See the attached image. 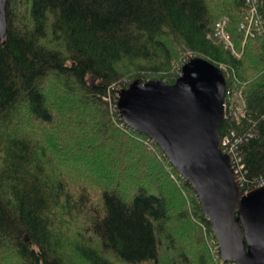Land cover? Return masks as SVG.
I'll list each match as a JSON object with an SVG mask.
<instances>
[{
  "label": "trees",
  "instance_id": "1",
  "mask_svg": "<svg viewBox=\"0 0 264 264\" xmlns=\"http://www.w3.org/2000/svg\"><path fill=\"white\" fill-rule=\"evenodd\" d=\"M250 2L264 0H7L0 36V264H236L224 261L192 184L161 146L121 118L132 81L174 84L209 60L247 117L221 136L249 183L264 175V35L240 58ZM250 185L242 187L243 192ZM72 239L73 244H65Z\"/></svg>",
  "mask_w": 264,
  "mask_h": 264
},
{
  "label": "water",
  "instance_id": "2",
  "mask_svg": "<svg viewBox=\"0 0 264 264\" xmlns=\"http://www.w3.org/2000/svg\"><path fill=\"white\" fill-rule=\"evenodd\" d=\"M6 7L7 0H0V36L8 29ZM226 87L219 67L194 57L174 84L132 81L120 91L118 107L124 122L153 138L196 189L220 257L264 264V186L244 193L222 148Z\"/></svg>",
  "mask_w": 264,
  "mask_h": 264
},
{
  "label": "built area",
  "instance_id": "3",
  "mask_svg": "<svg viewBox=\"0 0 264 264\" xmlns=\"http://www.w3.org/2000/svg\"><path fill=\"white\" fill-rule=\"evenodd\" d=\"M250 4L248 16L240 26V31L244 36L241 51L237 49L234 41L227 31L229 23L227 16H224L218 21L214 33L208 34V38L213 39L216 37L218 42L223 43L225 47L230 49L232 54L238 58L242 56L244 52L243 49L249 39L264 35V17H262L260 9L256 3L250 2ZM225 97L226 118L230 116L236 121L241 122V120L247 117V110L245 109V102L241 91L236 89H226ZM242 139L243 137L237 136L235 132H232L231 135L227 134L222 137V148L232 159L241 188L243 186L250 185L249 188L244 191V193H248L255 188L264 186V175L253 183L254 186H251L252 183H249L250 181L247 175L248 170L246 163L243 161V157L238 151V144L242 141Z\"/></svg>",
  "mask_w": 264,
  "mask_h": 264
},
{
  "label": "rangeland",
  "instance_id": "4",
  "mask_svg": "<svg viewBox=\"0 0 264 264\" xmlns=\"http://www.w3.org/2000/svg\"><path fill=\"white\" fill-rule=\"evenodd\" d=\"M237 47V46H236ZM71 241H73L72 239L70 240V239H68V240H66V242H65V244H73ZM67 251L68 250H66V252L64 253L65 254V256L68 258H70L71 260H72V263H75V264H83V263H81V261L78 259H76L77 257H76V255L75 254H73L72 252H71V250L67 253Z\"/></svg>",
  "mask_w": 264,
  "mask_h": 264
},
{
  "label": "bare ground",
  "instance_id": "5",
  "mask_svg": "<svg viewBox=\"0 0 264 264\" xmlns=\"http://www.w3.org/2000/svg\"><path fill=\"white\" fill-rule=\"evenodd\" d=\"M226 89H227V87H226Z\"/></svg>",
  "mask_w": 264,
  "mask_h": 264
}]
</instances>
